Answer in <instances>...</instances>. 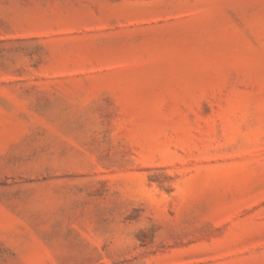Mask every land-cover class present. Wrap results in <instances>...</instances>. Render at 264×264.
Listing matches in <instances>:
<instances>
[{"label": "rangeland", "instance_id": "1", "mask_svg": "<svg viewBox=\"0 0 264 264\" xmlns=\"http://www.w3.org/2000/svg\"><path fill=\"white\" fill-rule=\"evenodd\" d=\"M0 264H264V0H0Z\"/></svg>", "mask_w": 264, "mask_h": 264}]
</instances>
